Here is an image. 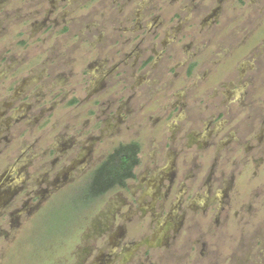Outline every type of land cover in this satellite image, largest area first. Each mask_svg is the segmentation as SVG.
Returning <instances> with one entry per match:
<instances>
[{
  "label": "rangeland",
  "instance_id": "374dc122",
  "mask_svg": "<svg viewBox=\"0 0 264 264\" xmlns=\"http://www.w3.org/2000/svg\"><path fill=\"white\" fill-rule=\"evenodd\" d=\"M47 1L51 3V0ZM7 4L15 9V14L11 12L7 16L14 28L8 35H1L0 50L6 48L8 56L51 61L46 66L49 83L44 89L38 91L36 87L25 91L20 82L9 90L7 83L0 86V93L5 92L0 95V119L8 125L7 131L0 132V177L8 173L7 178L3 176V184L0 181V264H49L44 260L50 258L49 253L58 243L60 246L56 251L62 253L53 257L56 264H91L101 251L109 260L105 258L104 261L100 253L95 264H157L163 254L139 243L143 242L144 234L147 239H153L154 230H157L158 224L150 222V210L153 216L159 215L162 199L167 200L165 203L179 200L176 192H182L179 205L191 199L194 201L196 197L198 204L209 203L210 210L225 209L209 214V219L214 222L209 227L224 223L226 218L223 233L217 234L213 242L218 245L220 240L222 250L228 253L225 240L242 236L246 244H243V251L250 258L247 264H264V49L258 48L264 45V27L258 31L264 22V0H166L158 4L167 13L163 17L164 23H174L167 37L176 35L183 59L193 53L202 39V43L209 42L212 33L217 32L209 43L218 46L200 52L205 57L203 63L194 68L189 78L182 76L183 80H179L173 89L176 95H135L132 99L129 95H111L113 83L106 78L94 81L88 76L86 82L81 83L82 78L76 82L77 78L71 72H77L81 66H71L68 60H77L80 48L86 47L76 45L73 36L63 35L59 29H53L52 35L47 34V23L58 12L47 15L51 4L46 5L44 0H0L3 11H0V22H8L3 15ZM86 9L82 11L86 12ZM16 10L27 11L28 21L40 23L39 32L15 37ZM147 17L152 19L150 23L156 25L159 22L154 15ZM44 19L48 20L45 24ZM99 23H103L100 17ZM103 27L109 31L106 24L101 29ZM2 30L0 28V32ZM199 32L205 36H198ZM259 36L262 39L258 40ZM21 41L26 45H19ZM241 42L244 45L237 54L242 56L226 71L218 70L224 82L212 83L217 95L223 92L231 96V103L225 106L232 110L233 119L222 126L216 140L211 141L230 135L238 139L239 144L229 145L231 153L218 152L213 162L214 152L210 146L205 153L202 150L196 152L195 146L187 149L183 145L185 141L178 139L184 138L186 130L182 128L186 124V113L193 108V113L201 114L204 120L214 113L216 119L209 124L207 134L229 116L224 114L223 105L216 111L211 107L206 111L205 106H199L198 110L195 105L198 98L207 100L212 96L209 79L215 67L210 62ZM72 46H77L76 51L69 56ZM52 47L54 52L49 51ZM99 47L98 52L84 51L88 61L113 54L108 51L110 48L101 44ZM260 51L262 53L258 55ZM224 58L228 57L225 55ZM208 69L211 73L206 75ZM4 72L5 68H2L0 74ZM195 76H198L197 80ZM196 82L200 90L196 92L201 95L195 94L192 87ZM65 91L76 93L63 95ZM48 92L55 95H47ZM155 96L161 98L159 102ZM218 97L224 102L223 97ZM218 97L213 102L219 103ZM73 98L77 101H72ZM176 100L182 103V109L180 105L179 108L170 107ZM131 141L140 145V165L135 170L136 178L128 183L127 191L107 195L96 207V202H83L78 193H73L70 188L83 184L85 177L118 144ZM198 141L202 143V139L198 138ZM207 154L211 155L208 165L201 163L199 158ZM15 166L22 169L21 174ZM192 173L197 177L186 181V176L190 177ZM197 189L202 193L200 196L195 195ZM207 189L211 193L209 198L204 196ZM6 190L9 194L2 197ZM166 192L167 197L164 196ZM67 196L70 199H66ZM236 205L250 212L246 215L248 218L234 228L239 218L234 219L232 211L239 215L243 213L241 209L240 213L233 209ZM229 207V214L225 216ZM143 209L144 212L148 209L146 215ZM101 228L102 232L98 230ZM233 229L234 234H231ZM117 238H120V244L116 242ZM163 246L166 245L163 243ZM131 252L132 255L127 256ZM68 253L72 255L69 258ZM53 261L50 260V264Z\"/></svg>",
  "mask_w": 264,
  "mask_h": 264
},
{
  "label": "flooded vegetation",
  "instance_id": "af4514ba",
  "mask_svg": "<svg viewBox=\"0 0 264 264\" xmlns=\"http://www.w3.org/2000/svg\"><path fill=\"white\" fill-rule=\"evenodd\" d=\"M44 1L46 5H52H50V10H48L47 15L53 14L54 12H56V10H58L56 14L54 13V17L51 21L48 22V20L46 19L43 20L44 24L48 22V27L46 28L48 29L46 31L47 34L52 35L53 29H59L63 32V35L73 36V40L75 41L76 45L80 44V46L84 45V47H86L84 49L82 47L80 48V53L77 60H75V58L68 60V63H70L71 66L74 65L75 67V64L81 66L80 69L77 70V72H71L74 77L77 78L76 82H79L83 79L84 81L82 80L81 83H84L86 82V78L88 76H91V78H93L92 80L94 81L98 78L100 81L103 78L109 79L111 83H113L111 84V95H129V98L131 99L135 95H149L150 97L152 95H176L175 90L173 91V89L174 87H176L179 80H183L182 76L184 75L185 78H189V76H192L194 68L203 63L202 59H204L205 57L201 56L200 52H204L210 46V48H213V46H218L216 44H213L212 46V44L209 43L211 40H213L212 37H215L217 34V32L215 33V35L212 33L210 34L212 37L209 38V42L202 43V41L204 40L202 39L201 42L198 43L193 53L189 54L188 58L186 57L185 59H183V54L181 55L182 48L178 45V39L176 38V35H172L171 38L167 37L169 31H172L171 29L173 28L172 26L174 23H170L169 21H167L165 24L163 21V17L164 14L167 15V13L164 9H160L158 7V4H162L166 0H51V3H49V1L47 0ZM196 2H199V0H196ZM93 3L96 5H93ZM5 7L6 9L4 10L3 15L4 17H6V20L8 22H0V28L3 29L0 32V39L1 35H8L9 32H11V28H14V26L11 27V20L7 18V16L10 15L11 12L15 14V9L12 7V5L10 6L9 4H7ZM86 7L88 9H86ZM160 7L164 8V6ZM84 9H86V12L82 11ZM100 9H102L103 11L100 12ZM0 11L3 12L2 10ZM261 11H263V8L261 9ZM16 14L17 16H15L14 18L16 19L15 24L17 27V31H14L15 37H27L28 35H33L34 33L39 32L40 23L33 24L32 21H28L27 11L16 10ZM148 15H154L155 18H159V22L156 21V25L153 22L150 23L152 19H148ZM259 15L261 18L262 14L260 13ZM99 17L103 20L102 24L99 23ZM43 23H41V26ZM105 24L107 28L109 27V31L105 27L101 29V27ZM262 27H264V22L260 24L258 31ZM157 28H159V32L157 31ZM240 29L241 32L245 34V31L241 27ZM198 36H205V34L199 32ZM262 36H259L258 40L260 38L262 39ZM249 39L247 40L246 44L249 42ZM24 42L25 41L19 42V45L25 46L26 43ZM100 44L104 45V47L110 48L108 51L112 52L113 54H107V56L102 59L99 57V59H90V61H88L86 59L87 54L84 53V51L91 53L94 51L98 52L100 50ZM243 45L244 44L242 42L240 43V45L237 44L236 47H232L233 49L226 50L222 56H219V59L210 62L211 65L215 67V71H212L211 73V70L208 69L205 74L207 75V73H211L209 79L211 88H209V91L210 93L212 92V96L208 97L207 100H205L203 97L198 98L195 105V108L198 110L199 106H205L204 109L206 111L210 107L212 108V110L216 111L219 109V107H221V105H223L225 109L224 114L229 115L227 119L221 120V122L218 123L219 127L213 129L212 133L210 132L209 134H207L209 124L215 122L216 118L213 117L214 113H211L212 115L209 119L204 120L202 119L201 114L197 113L196 115V113H193V108L191 112L189 110L186 113V124L182 128L184 129V131L186 130L184 133V138L182 139L181 137V139H178L179 141H185L183 145L187 149L195 146L196 152L202 150L205 153L206 151H209L211 147V151L214 152L211 157V159L213 158V162L216 161L218 152L225 151L227 153H231L230 149L232 148H230L229 145L239 144V140L231 138L230 135L226 138L223 135L221 140H217L215 142L211 141L216 140V135H218L221 131V127L231 122L233 119L232 110L225 106L226 104L231 103V96L229 97L227 95H224L223 92H221L220 95H217L216 92L218 91H216L215 85H213L212 83L216 81L224 82L222 79L223 77H221V73L218 70L223 69L224 71H226L227 68H231L233 66L232 62H235V60L238 59L239 56H242L241 53L237 54V51L240 50ZM75 47L77 46H72V48L70 49L72 53L68 52L69 56H71L73 52L76 51ZM258 48L264 49V45H259ZM247 50L248 49H246L245 52ZM49 51L54 52L55 48L52 47L51 49H49ZM7 52L8 50L6 48L0 50V72L2 68H5V72L3 74H0V86L4 83H7V89L9 90L10 88L12 89L14 85L20 82V86L22 88H25V91H29V89L36 87L39 91L40 89H44L48 85L49 71L48 74H45V72H47L46 66L51 60H33L28 59L26 58V56L22 55L20 57H15L14 55L8 56L9 52ZM261 53L262 51H260L258 55ZM225 55L228 58L225 59ZM165 61L172 62L166 63ZM229 62L231 63L228 64ZM205 63L206 61H204V64ZM217 65H220L219 68H217ZM23 72H25V75L20 77L17 76L18 74ZM218 75L220 76L217 77ZM42 78H45L44 81L42 80ZM195 78L197 80L198 76H195ZM198 84L199 83L196 82V84L192 85L193 89H195V94H197V92H200V90L198 89ZM4 93L2 92L0 93V95H3ZM74 93H76V91H65L63 92V95H75ZM48 94L55 95V93L53 94V92L52 94L48 92L47 95ZM218 96L223 97L224 102H221V98ZM155 97L159 102L161 98L159 96ZM217 97L219 103L213 102ZM72 101L76 102L77 100L73 98ZM179 105L180 109H182V103L179 104V101L176 100L175 103H173L170 107L172 109L173 107L179 108ZM142 107L143 104H141L140 108ZM167 107H165V109ZM243 107L244 105H242V108ZM173 120H175V116L173 117ZM2 121L3 120L0 119V132L7 131L8 128V125L3 123ZM199 126H201L200 130L203 133H200ZM172 134H175V132H172ZM198 138L202 139V143H199ZM171 141L173 142V139H171ZM6 144H8V142H6ZM64 145L65 144H63V146ZM119 145L120 144H118V146ZM209 156L211 155L207 154L200 156V162H207L208 165V160H211ZM203 158H205V160H202ZM100 164H98L97 167ZM139 165L140 159L138 166ZM212 166L215 167V165ZM137 167L135 168V170L137 169ZM14 168L18 172V174H21L22 169H20L19 166H15ZM96 168H94L85 177L86 179L83 184H81L79 187L70 188L74 194H80L81 190H83L88 181L92 178V174ZM170 170L172 173L173 165ZM194 174L195 173H192L190 177H188L189 175H187L185 180L190 182V179H195L197 175L194 177ZM4 175H6L5 178L8 177L7 172L4 173L3 176ZM3 176L0 177L1 184H3V181L5 180ZM135 178L136 176L134 171V177L128 179L123 188H114L102 195L99 199L95 200V207L101 204L107 195L112 193L117 194L121 190L127 191L128 183ZM160 178L162 179V177ZM16 180L18 179L16 178ZM156 182L158 183L160 182V180H156ZM170 186L172 187V183H170ZM184 189L186 191V187ZM187 189H189V186L187 187ZM9 192L10 191L6 190V192L3 193L4 195L1 194L2 197L9 194ZM167 192L166 195H164L165 197H167ZM199 192L200 189H197L195 195L200 196L202 193ZM210 194V189L205 190V197L209 198ZM176 196L179 197V200L174 202L171 200V202L165 203L167 200L165 198L162 199L163 204L160 205L161 208L159 210L161 213L159 215L153 216V213H151L150 210V222L153 224H158V227H156L157 230H154L155 235L154 237H152L153 239H147L144 234L141 237V241L143 240V242L139 243L141 245H144L148 250L153 249V251L163 254V258H159V262L157 264H241L240 262L242 260V264H247V259L249 260L250 258L245 256L248 253H245L243 251V244L245 243L242 236L235 238L231 237L230 240L228 238L227 240H225L226 242L224 245H226V247H228V249L230 250V252L228 253L222 250V242L220 240H218V245L213 242L216 239L217 234L223 233V227H225L226 218L223 220L224 223H216L209 227L211 223H214L212 219H209V214L210 212L213 213L216 210L217 212L223 210L225 211V209L215 208L213 210H210L211 205H209V203L206 205L198 204V200L196 197L194 201H192L191 199L190 202L184 205H179L182 198V192L181 194L180 192H176ZM141 202L144 204L145 201L143 198L141 199ZM239 206L240 205H236L233 209H237L236 212L239 213V209H241V212L243 213H240L239 215L238 213L232 211L233 218H239V220H237V224H234V228L240 225V223L247 217L246 215L250 212L249 209L239 208ZM229 209L230 207L227 208L225 216L229 214ZM147 210L148 209H145V212L144 209L142 210L144 212V215H146ZM204 224L206 225V227L203 226ZM82 226L83 224L81 225V227ZM150 226L152 227V225ZM104 228L107 229V227ZM98 230L102 232V228ZM231 234H234V229ZM208 236L210 239H208ZM159 241L162 243H158ZM60 242L62 244V241ZM116 242L120 244V238H117ZM163 243L166 246H163ZM59 246L60 245L58 243L57 247ZM57 247L55 248L54 246L53 250H51V253H49L50 258L46 257L47 259L44 260L45 262H48L50 264L49 261H53V257L56 254L62 253L56 251ZM137 247L138 246H136V248ZM100 253H102L101 258L104 261H106V259L109 260V258H107L108 255L106 256L104 251H101ZM100 253L96 255L97 257L95 256V261L91 262V264H95L94 262H98V256ZM128 255L131 256L132 252L127 254V256ZM70 256L72 255L70 254ZM70 256L68 253V258ZM121 256L124 255L121 254ZM51 264L56 263L55 261H53L51 262ZM98 264L105 263L99 262Z\"/></svg>",
  "mask_w": 264,
  "mask_h": 264
},
{
  "label": "trees",
  "instance_id": "16d2710c",
  "mask_svg": "<svg viewBox=\"0 0 264 264\" xmlns=\"http://www.w3.org/2000/svg\"><path fill=\"white\" fill-rule=\"evenodd\" d=\"M139 152L140 146L136 142L116 147L95 169L92 178L80 194L78 193L83 202H95L108 191L123 188L128 179L134 177L135 168L139 163ZM66 199H70V196Z\"/></svg>",
  "mask_w": 264,
  "mask_h": 264
},
{
  "label": "bare ground",
  "instance_id": "6f19581e",
  "mask_svg": "<svg viewBox=\"0 0 264 264\" xmlns=\"http://www.w3.org/2000/svg\"><path fill=\"white\" fill-rule=\"evenodd\" d=\"M8 180V179H7Z\"/></svg>",
  "mask_w": 264,
  "mask_h": 264
}]
</instances>
